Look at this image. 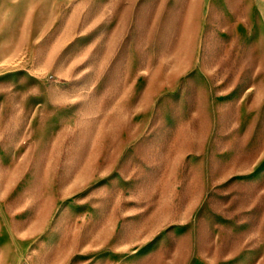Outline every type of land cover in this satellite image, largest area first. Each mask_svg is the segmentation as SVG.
I'll return each mask as SVG.
<instances>
[{
  "label": "rangeland",
  "instance_id": "1",
  "mask_svg": "<svg viewBox=\"0 0 264 264\" xmlns=\"http://www.w3.org/2000/svg\"><path fill=\"white\" fill-rule=\"evenodd\" d=\"M0 264H264V0H0Z\"/></svg>",
  "mask_w": 264,
  "mask_h": 264
}]
</instances>
